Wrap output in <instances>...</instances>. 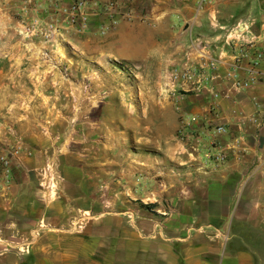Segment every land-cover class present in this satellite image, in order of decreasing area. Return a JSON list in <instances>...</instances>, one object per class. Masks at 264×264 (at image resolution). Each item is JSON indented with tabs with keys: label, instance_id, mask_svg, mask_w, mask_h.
Listing matches in <instances>:
<instances>
[{
	"label": "crops",
	"instance_id": "0c3cea01",
	"mask_svg": "<svg viewBox=\"0 0 264 264\" xmlns=\"http://www.w3.org/2000/svg\"><path fill=\"white\" fill-rule=\"evenodd\" d=\"M26 1L0 0V117L17 124L31 151L0 190V264H264V203L248 198L251 177L264 174V1L135 0L134 18L116 9L119 20L104 35L107 21L87 3L83 41L59 22L64 41L90 57L99 39L96 51L145 69L167 66L174 48L182 68L217 63V79L183 102L185 113L199 117L201 152L198 165L179 176L171 167L191 163L186 155H133L129 165L108 155L107 139L94 136L97 125L86 118L90 86L78 78L86 75L85 58L57 57L52 69L37 49L26 55L13 42L15 15L60 21L75 0ZM242 52L248 54L237 69ZM252 78L248 89L235 86ZM72 97L83 110L74 125L58 116L61 100V109L75 110ZM210 124L227 132L216 135ZM13 142L0 137V145ZM208 150L223 151L226 161L205 162Z\"/></svg>",
	"mask_w": 264,
	"mask_h": 264
},
{
	"label": "rangeland",
	"instance_id": "374dc122",
	"mask_svg": "<svg viewBox=\"0 0 264 264\" xmlns=\"http://www.w3.org/2000/svg\"><path fill=\"white\" fill-rule=\"evenodd\" d=\"M106 1L109 0H92L89 2L93 3L94 7L96 6L98 13L96 18L97 20L100 19L99 22L107 21L106 15L100 10L106 5ZM33 2L34 0L26 1L28 5ZM262 5L264 9V3ZM86 7L87 5L84 9ZM84 9L81 8L80 11L74 12L70 8V15L62 16L60 21L41 17L27 18L25 12H22L25 15L21 13L15 15L18 27H14L16 35L13 42L21 43L27 51L26 55L32 54L34 49H37L39 55L44 58V64L52 69H56L58 66L57 63H52L57 61V57L69 56L71 58H83V60L85 58V63L82 65L86 75H80L78 78L82 83L85 81L87 87L90 86L88 89L90 91L91 110L86 113V118H91L94 120L93 123L97 125L93 126L95 129L94 136L102 134L107 139L108 155H117L127 165L132 163L133 155H153L158 161L163 158L166 150L175 152L177 155H186L192 160L191 163L180 166L177 164V167H171L172 173L178 176L181 174L179 170L182 167L198 165V154L201 152V147L195 141V133L198 134V132L194 130V127L198 124L199 117L185 113L183 102L187 98L197 97L200 94L174 89L169 80L170 72L173 69L183 67V60H180L178 53L179 49H173V52L176 51V53L173 58H167V66L152 63L147 69L139 64L125 62L96 51L94 46L99 45V39L92 43L91 57L87 56L78 48L64 41L63 35L65 36L66 32L59 23L62 21L63 25L68 24L69 27L76 29L78 40L83 41L85 31L90 29L87 24L83 25L86 18L83 14ZM50 26L54 27V31L51 30ZM99 31L101 35H104L101 28ZM169 36L168 33V38H170ZM258 59L264 61V52L258 55ZM70 72L69 69H63L67 81L71 82L75 79L76 82L77 78L69 75ZM48 97L54 102L58 100V97L55 96ZM46 101L49 103V100ZM77 101V99L73 101L76 103V108L73 111L66 108L61 109L65 103L64 100L58 103V109H60L58 116L64 117L65 120L70 118L71 121H68L73 125L79 123V115L83 120V110L78 106L79 102ZM23 105L26 107V103ZM72 119L75 121L73 122ZM100 119L103 122L101 126L98 125ZM187 121H191L190 126L185 124ZM50 123V121L46 122L47 128H52ZM218 126H223L226 129L225 133L227 132L224 125L214 127L211 125L210 128L214 130V134L215 128ZM49 131L47 129V133ZM56 131L55 128L54 132ZM18 135L21 136V133L17 124L5 122L0 117V137L14 138ZM191 142H194V145ZM202 157L205 162L215 163H222L227 159V155L223 151L215 154L208 150ZM170 166L168 163L167 168L169 169ZM156 178L161 180L162 175ZM251 179L253 181L248 198L251 200L259 198L264 203V174L257 180L255 177H251ZM262 211L264 213V209Z\"/></svg>",
	"mask_w": 264,
	"mask_h": 264
},
{
	"label": "built area",
	"instance_id": "2783aa9c",
	"mask_svg": "<svg viewBox=\"0 0 264 264\" xmlns=\"http://www.w3.org/2000/svg\"><path fill=\"white\" fill-rule=\"evenodd\" d=\"M92 0H76L71 7V11L78 12L81 8H84L87 3ZM127 9L125 18L131 20L134 18L135 11V0H109L106 1V5L101 7L100 10L106 15L107 23L101 26L103 34L109 31L115 26L119 20V12H115L116 9L121 10ZM123 15V14H122ZM84 25V24H83ZM51 30L54 31V27L50 26ZM248 52H242L239 57L235 58V68H239V63L243 58L246 57ZM207 69L210 70L208 74ZM236 69V70H237ZM236 70L231 72L230 76L237 77ZM218 66L216 62H209L205 67L195 69L191 66L184 68H175L170 72L169 80L170 84L174 89H180L185 92H195L200 94L205 87L208 86L210 81L217 79ZM254 83V79L249 80H237L235 86L240 89H248ZM195 121V119H192ZM191 121H187L185 124L190 126ZM226 129L223 126L215 128V134L222 135ZM14 142L11 145H0V190L3 191L8 189L13 183V167L20 160V157L25 153L31 155V151L26 148L24 141L20 135L14 137Z\"/></svg>",
	"mask_w": 264,
	"mask_h": 264
}]
</instances>
